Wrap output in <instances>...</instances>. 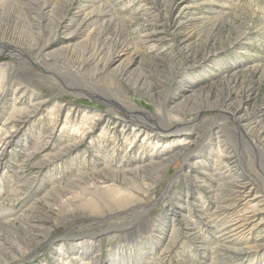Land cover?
<instances>
[{
	"label": "rangeland",
	"instance_id": "1",
	"mask_svg": "<svg viewBox=\"0 0 264 264\" xmlns=\"http://www.w3.org/2000/svg\"><path fill=\"white\" fill-rule=\"evenodd\" d=\"M0 35V130L18 128L0 145V264H264V0H0ZM68 109L170 132L125 153L104 121L67 150Z\"/></svg>",
	"mask_w": 264,
	"mask_h": 264
},
{
	"label": "bare ground",
	"instance_id": "2",
	"mask_svg": "<svg viewBox=\"0 0 264 264\" xmlns=\"http://www.w3.org/2000/svg\"><path fill=\"white\" fill-rule=\"evenodd\" d=\"M1 4H3V3L1 2ZM7 32H9L8 34L11 36L10 31H7ZM12 36H14V35L12 34ZM2 38L3 37H1V35H0V41H3ZM0 44L2 46L3 43L0 42ZM51 47H52L51 45L42 46L41 48H39L37 50V52H38V54L40 56L46 57L48 55V53H49L48 51L51 49ZM20 53L22 55H24V56L26 55L22 51ZM103 54H104V50L103 49H97V50H95L94 51V54L92 55V58H91V59H93L92 64L98 65V64H101V62H104V60H107L105 62V64H104V68H108L107 62L109 61V59H105L103 57ZM10 57H17V56L15 54H12V55H10ZM112 61H114V58L112 59ZM39 62L40 63L41 62L48 63V61L46 59H43V61H39ZM6 65H8V64H6ZM9 68H10V66H9ZM0 73L4 74L5 73V69H2L0 67ZM0 79H3V78H0ZM0 81H2V80H0ZM1 89L3 90V93H5L7 89H10V87L9 88H6L5 86H3V88H1ZM43 102L44 101L39 102V103L36 104L35 111H34V113H32V115H35V114H37L38 112H40L42 110V108H43ZM110 103H112V104H110ZM110 103L108 105L110 112H112V111L113 112H116L115 111L116 110L115 108L123 109V107L117 101L111 100ZM58 107H59V109L65 110L63 108V105L58 106ZM67 111H68V113H67V115L65 117L64 123H62L63 124L62 125V128L60 129V134L61 133L67 134L73 140V141L72 140L71 141L74 142V144L71 145L69 147V149H67V150H75L76 148H78L80 146L78 144H81V143H84L85 141H87L86 139L87 138H90L91 134H93V132H95L96 130H98L102 126V124H103L104 121H105V126L102 128L101 135H100L99 138L101 140L106 139V138H110L113 141V144L115 146H117V147L125 150V153H128V151L130 149L133 150L135 148H138V149H146L147 148L148 149L151 146H158V147H160L161 146V142L159 141V139L156 136L157 133L164 132V134H167L168 132H170L169 130H167V128L165 130H157V128H155V127H150L151 129H156V130H151L149 128V125H147L145 122L138 121L136 119L135 120L134 119L133 120H130L133 123V126H131V125H129V123L126 124V121L127 120L125 121L123 119V117H120V116L118 118H106V117H104L101 114H94L93 116H89V115H87L85 113L83 116H81V118H77V116H74L73 109H71V110L68 109ZM79 112H80V110H78V111L76 110V113H79ZM56 113L57 112L51 113V116H52V119L51 120H52L53 123H55V125L53 126L54 127L53 128L54 131L56 130V127L59 124V115L58 114L56 115ZM74 117H76V118H74ZM26 118H27L26 121L29 120V116H27ZM155 125L158 126L157 124H155ZM15 127H17L16 124L14 125V127L12 126L11 130H9V127L8 126H5V128L3 130H0L1 131V135H0L1 142H0V145L2 147H4V149H2V151H1L2 153H5V152L8 151V148L11 147V145H12V141L14 140V137L17 136V134H18L17 129L18 128L15 129ZM179 132H181V130H175L173 132V134L174 135H177ZM262 133L263 132H261V134ZM213 134L211 132L210 135H209V137H211ZM160 137H162V135H160L159 138ZM260 137L263 138V141H264V133ZM92 140L90 139V144H92L91 145L92 148L93 147L94 148H97V146L95 144H94L95 146L93 145ZM188 140L189 139H187V138H184V139L181 140V143H183L182 144L183 145L182 146V148H183L182 150L185 151L186 154H188L187 155L188 157H191V153H193V152H191V151L189 152L188 151L189 150L188 146H190V144H191V142L188 141ZM127 145H128V149L129 150H127ZM166 147H168V145H163V148H166ZM162 151H164V150H162ZM167 159L168 158H166L165 160H167ZM153 160L154 159H151V162L149 161V163L150 164H153V165L154 164H157V163L153 162ZM232 165H234V164H232ZM232 174L233 173L231 172V175ZM236 183L237 182H235V184ZM246 187H247V185L246 184H243V183H239V184H236L235 185V189H237V191L239 190L238 191L239 194L240 193H244L246 195L247 193H249V192L246 191L247 190ZM240 196L242 197V195H240ZM236 197H238V196H236ZM230 200H227L226 198L225 199L224 198H221L220 200L217 199V209L220 210V211H223L224 212V215H226L228 217H230L231 214H232V212L229 209L230 207H228V204L230 203ZM234 208H235V205H234ZM250 208H253V206L250 207ZM247 210H248V208H247ZM258 211H261V210H258ZM240 213L242 214V212H240ZM243 214L247 218V215L250 214V213L247 211V212H244ZM257 214H258V212H257ZM242 217L243 216H239L238 215L236 218L239 219V218H242ZM235 219L230 222V224L232 223V225H230V227L228 226V229L226 230L227 233L225 235L228 236V240H230V241L236 242V240L240 239V240H238L240 242L241 240L245 239V237L247 236V235H245L246 233H244V232L248 231L247 230L248 226L242 225L243 223L240 224L239 222H236L237 220H235ZM239 221H241V220H239ZM39 226H41V227H37V228H35V230H34V228H30L31 230H34V232H37V234L36 235H33V237H32V240L33 239L35 240V242H33V243H36V240H37V238H39L41 236V233L46 234L48 231H50V228H51V226L48 223H46V224L44 223V224L39 225ZM255 226H256V224H255ZM223 231H224V229H223ZM249 233H251V232L248 231V234ZM4 238H5L4 236L0 235V241H4L5 240ZM39 244H40V242L37 241L36 245H39ZM234 246H237V244H234ZM10 247H12V246H10ZM7 250H9L8 252H11L12 251V249H10V248H8ZM233 250L235 252H238V251H242L243 249L242 248L241 249H238L236 247ZM62 253H64L63 250H62ZM58 260L61 261L62 259H58ZM66 261H68V260L65 259L62 262V264H64V263L67 264Z\"/></svg>",
	"mask_w": 264,
	"mask_h": 264
}]
</instances>
